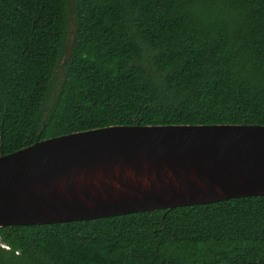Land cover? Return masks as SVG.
I'll return each instance as SVG.
<instances>
[{"label": "trees", "instance_id": "obj_1", "mask_svg": "<svg viewBox=\"0 0 264 264\" xmlns=\"http://www.w3.org/2000/svg\"><path fill=\"white\" fill-rule=\"evenodd\" d=\"M137 124L264 125V0H0V156ZM0 240V264H264V196Z\"/></svg>", "mask_w": 264, "mask_h": 264}, {"label": "water", "instance_id": "obj_2", "mask_svg": "<svg viewBox=\"0 0 264 264\" xmlns=\"http://www.w3.org/2000/svg\"><path fill=\"white\" fill-rule=\"evenodd\" d=\"M264 196V125H114L0 156V228Z\"/></svg>", "mask_w": 264, "mask_h": 264}, {"label": "rangeland", "instance_id": "obj_3", "mask_svg": "<svg viewBox=\"0 0 264 264\" xmlns=\"http://www.w3.org/2000/svg\"><path fill=\"white\" fill-rule=\"evenodd\" d=\"M73 32H74L73 21L69 17L68 33H67V50L69 49L70 43L72 42Z\"/></svg>", "mask_w": 264, "mask_h": 264}, {"label": "built area", "instance_id": "obj_4", "mask_svg": "<svg viewBox=\"0 0 264 264\" xmlns=\"http://www.w3.org/2000/svg\"><path fill=\"white\" fill-rule=\"evenodd\" d=\"M0 246H1V247H4V248H6V249H8V246H7V245H4V243L1 242V240H0Z\"/></svg>", "mask_w": 264, "mask_h": 264}]
</instances>
